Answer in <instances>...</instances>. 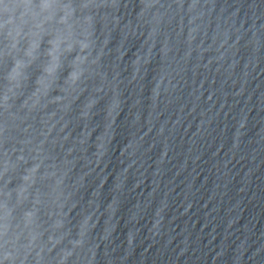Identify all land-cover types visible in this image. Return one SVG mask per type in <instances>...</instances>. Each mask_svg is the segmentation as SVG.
Returning <instances> with one entry per match:
<instances>
[{
    "label": "clouds",
    "instance_id": "1",
    "mask_svg": "<svg viewBox=\"0 0 264 264\" xmlns=\"http://www.w3.org/2000/svg\"><path fill=\"white\" fill-rule=\"evenodd\" d=\"M75 7L69 0H0V179L8 186H15L17 180L25 185L20 189L19 202L27 199L22 194L32 187L37 189V207L44 196L59 210L48 213L52 223L41 232L45 226L38 222L35 209L29 211L35 213V221L28 223L25 215L29 212L17 221L12 219L7 204L0 205V264H45L43 253L47 246L43 239L46 237L52 245L62 243L48 234L65 228V205L53 198L57 191L64 196V181L57 176L53 155L57 141L50 140L55 128L50 120L55 113H47L69 88L84 87L82 96L89 88L97 95L103 91L91 83L98 75L95 62L89 63L94 16H77ZM90 7L88 3L79 5L81 9ZM98 103L90 102L88 106ZM45 164L49 165L47 169ZM9 173L12 179H7ZM4 195L7 198L10 193ZM82 237L81 233L74 245L70 240V247L82 249ZM73 255L74 252L62 253L56 264H67ZM80 259L77 256L78 262Z\"/></svg>",
    "mask_w": 264,
    "mask_h": 264
}]
</instances>
